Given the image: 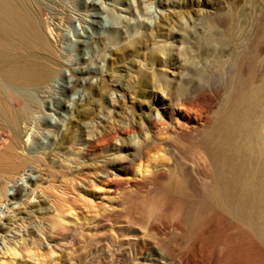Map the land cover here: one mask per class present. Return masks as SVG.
<instances>
[{"label": "rangeland", "instance_id": "rangeland-1", "mask_svg": "<svg viewBox=\"0 0 264 264\" xmlns=\"http://www.w3.org/2000/svg\"><path fill=\"white\" fill-rule=\"evenodd\" d=\"M18 7L21 25L0 34L12 58L0 67V196L15 193L12 204H0V264H264L234 221L202 202L196 172L179 176L184 194L174 196L183 237L143 227L142 204L172 197L158 181L117 193L106 184L134 176L133 153L155 136L147 113L160 106L165 84L202 70L213 85L217 58L233 63L241 88L259 72L264 0H19ZM245 34L253 47L244 51L235 44ZM210 37L214 51L205 49ZM13 69L18 77L4 76ZM218 86L217 104L226 96ZM29 167L37 178L26 187ZM12 178L17 191L5 187ZM105 197L118 209L98 207Z\"/></svg>", "mask_w": 264, "mask_h": 264}, {"label": "bare ground", "instance_id": "bare-ground-1", "mask_svg": "<svg viewBox=\"0 0 264 264\" xmlns=\"http://www.w3.org/2000/svg\"><path fill=\"white\" fill-rule=\"evenodd\" d=\"M18 5L19 0H0V34L12 33V27L21 25ZM241 37L244 44L236 43L235 47L245 51L251 47L253 36L251 38L245 34ZM221 39L228 41L225 37ZM217 47V40L210 37L205 49L210 51ZM3 48L0 43V67L12 64V58L8 59L4 55ZM234 58L237 59L235 55ZM260 61L259 72L251 70L243 88L240 87V80L234 74L231 75L233 63L230 62L231 66L227 67L219 58L212 64L220 69V77L213 85L204 81L205 74L202 70H197L192 76L193 79L189 76V79L176 83L173 88L166 84L163 86L165 90L160 98V106L154 109V113H147V121L155 129V136L150 137L144 144L140 142V148L136 147L138 154L133 153V156H137L132 158L133 161L137 159L134 176L123 181L122 178L117 180L113 176L106 177L109 192H116L118 188L130 190L133 183L142 189V185L152 184L155 180L172 195L164 199L153 198L149 203L142 204V216L148 220L144 223L145 229L156 235L167 232L183 237L186 230L176 221L181 211L174 196L181 195L184 190L179 176L184 172H196L200 175L202 202L217 214L230 217L234 221L233 225L243 231L250 243L264 256V47ZM18 67L19 65L16 69ZM10 68L12 69L11 65ZM16 69L4 76L15 74L18 77ZM195 78L198 80L197 84H193ZM220 83L224 86L226 96L217 104L221 95L218 86ZM133 147L135 145L130 144L127 149ZM187 152L192 159H188ZM1 175L0 169V177ZM24 178L26 187L35 181L37 175L32 167L26 170ZM19 184L12 178L5 182V187L10 185L13 191H17ZM8 195H11L10 198L6 195L0 196L1 205H10L15 200V193L10 192ZM98 207L110 212L117 210L118 204L105 197L103 202L99 201ZM126 212L129 213L127 210ZM162 214L168 215L170 221L156 223L155 217ZM24 261L31 262L28 258ZM163 264L175 263L167 261Z\"/></svg>", "mask_w": 264, "mask_h": 264}]
</instances>
